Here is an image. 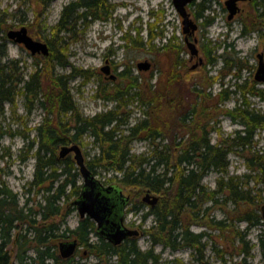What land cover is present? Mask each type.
I'll return each instance as SVG.
<instances>
[{
  "label": "rangeland",
  "instance_id": "rangeland-1",
  "mask_svg": "<svg viewBox=\"0 0 264 264\" xmlns=\"http://www.w3.org/2000/svg\"><path fill=\"white\" fill-rule=\"evenodd\" d=\"M44 1L47 0H0V21L4 31L25 27L30 37L49 44L52 48V52L49 51L46 56L40 53L31 55L22 44L7 39V59L19 61L17 73H27V79L28 73L37 67L44 79L40 82L34 99L29 96L26 100L20 89L15 101L12 104H4L3 112L0 113V184L4 183L17 195L20 206L24 205L27 199V206L34 208L42 201L43 190L28 186L34 178V153L37 147L35 129L46 121L47 116L49 120H53L54 125L59 120L63 124L67 123L65 127L73 125L70 113L58 115V118L47 115L51 107L48 99L51 95H57V91L62 87L66 88L70 94L69 99L83 118L115 110L119 118L128 117L129 125H133L144 120V116L148 117V113L152 112L148 103L151 91L155 90L154 94H157L158 89V94H163L164 91L161 90L167 85V77L174 74L187 91L190 92L194 88L200 91L201 98L196 107L197 121L200 118L205 119L206 116L207 120L210 119L207 138L212 144L234 137L236 131L241 128L226 114L227 110L238 105L239 97L230 95L224 101L220 100L223 95L218 97L222 88L232 89L234 72L223 77L221 88L220 76L224 74L219 70L221 63L217 61L214 65H208L206 54L210 51L213 58L222 53L223 48L227 51L234 49L237 56L247 65L241 72L240 83L245 80L254 81L257 55L264 56V16H259L252 6L255 2L264 6V0L239 4V12L231 21L227 20L225 0H195L189 4L186 10L190 19L197 25L196 32L189 37L190 42H193L194 38L197 39L198 57H194L193 61H190V51L184 41L182 18L172 0H103V6L97 12L100 15L108 12L109 18L106 21L87 17L86 20L82 18L75 23H69L68 16L62 25L66 31L60 33H54L52 30L58 24L64 7L73 0H50L47 4ZM199 3H202L201 6L205 9L197 6ZM201 10L210 20L205 27L202 25L205 20L197 19V13ZM81 12V9L77 11L78 14ZM198 58L202 60V65L191 70ZM145 60L150 62V69L139 71L137 64ZM106 62L113 67V74L117 76L115 81L105 79L106 75L100 71ZM177 62H182L183 66L175 68ZM132 84L134 88L129 89ZM151 84L156 86L150 88ZM255 86L261 89L264 95V84L258 83ZM122 91L126 94L119 96ZM134 93L137 95H133ZM245 101L251 108L264 112V101L259 97L247 95ZM152 123L155 128L159 127L155 120H152ZM169 124L168 142L173 140L176 133L175 128H172L176 127L172 126V120H169ZM142 131L138 139L130 145V152L136 155L146 153L151 146L149 139L141 138L145 134V130ZM64 134L69 139L72 133L64 130ZM158 141H154L155 144ZM31 144H34L33 149ZM73 144L80 148L86 165L92 162V172L103 185L117 183L123 189L124 195L130 198L127 207L130 211L126 210L124 225L140 232L134 240L140 250L149 249L151 243L145 230L151 227L154 218L145 217L149 208V204L143 202L146 190L122 186L118 182L119 173L107 171L97 165L99 149L88 133L78 141H66L64 145L59 146L58 157L62 146ZM254 152L264 153V126L256 132L253 148L230 149L227 156V175L210 169L205 173L202 185L213 190L219 188V180L223 182L227 177H231L235 182H240L245 190H249L253 199L263 203L264 181L255 176L256 172L248 169V160ZM60 159L62 163L57 166V172L62 175L59 178L72 179V175L77 172L76 184L81 185L83 181L74 154L69 153ZM222 192L217 195L218 202L214 203L209 211L208 219L190 227L193 233H206L202 241V255L190 246L172 251L162 245H155L152 249L159 258V264H264V223L253 220L254 212L250 205H234L225 201V194ZM246 212L251 215L248 221L242 220V215ZM211 220H222V229H210L213 227ZM78 221V213L74 211L65 216L64 226L73 229ZM20 230L19 228L15 233L18 234ZM70 239L72 237L64 241ZM95 239L92 237V240ZM9 250H12L11 246ZM14 251L16 252V248ZM72 264H117V261L115 257L110 258L108 255H89L86 248L80 247L73 257Z\"/></svg>",
  "mask_w": 264,
  "mask_h": 264
},
{
  "label": "trees",
  "instance_id": "trees-1",
  "mask_svg": "<svg viewBox=\"0 0 264 264\" xmlns=\"http://www.w3.org/2000/svg\"><path fill=\"white\" fill-rule=\"evenodd\" d=\"M48 1L50 0L44 2ZM201 4L197 6L205 9ZM101 6H103V0L72 1L64 7L60 20L52 31L54 33L66 31L62 25L68 16H70L69 23H75L82 18L86 20L87 17L106 21L109 13L100 15L97 12L100 11ZM79 9L83 12L78 14ZM252 9L258 12L259 16H264V6L259 5L258 2L254 3ZM202 11L199 12L200 14L197 13V19L205 20L202 23L205 27L210 20L203 15ZM47 45L52 52L51 45ZM209 52L206 54L208 65H214L217 61L221 63L219 70L221 73L224 72L220 76L221 88L223 77L234 72L232 76L235 81L232 89L222 88L218 97L223 95L220 100L224 101L233 95L238 96L240 101L233 109L227 110L226 114L241 128L236 131L234 137L223 139L215 144L207 138L210 119L207 120V116L204 115L205 119L200 118L197 121L196 107L201 98L200 91L195 88L190 92L187 91L176 80L177 76L174 74L167 77V85L161 90L166 95L158 94V89L157 94H154L155 90L151 91L148 103L152 112L148 113V117L144 116V120L133 125H129L128 117L119 118L115 110L83 118L69 99L70 94L65 87L60 88L57 95H51L48 99L51 107L47 115L58 118V115L70 113L73 117L71 120L73 125L69 128L65 127L67 123L63 124L61 120L54 125L53 120H49L47 116L46 121L35 129L37 147L34 153V178L28 186L43 190L42 201L37 203L35 208L27 206L28 199L24 205L20 206L17 195L4 183L0 184V264L15 262L18 264H72L73 257L61 259L57 251L58 244L70 237L77 239L78 247L86 248L87 254L96 257L105 255L110 258L115 257L117 264H159V258L152 249L155 245H162L163 248H169L172 251L183 246H190L202 255L204 248L202 241L206 233H193L190 227L208 219L209 211L214 203L218 202L217 195H220L222 191L225 194V201H230L234 205L238 203L241 206L250 205L254 212L253 220L261 222L260 203L249 195V190H245L244 186L239 184L240 182L227 177L223 182L219 180V188L213 190L202 185V179L210 169L218 171L221 175H227L229 166L227 156L230 149L253 148L254 136L264 126V112L251 108L245 101L247 95L259 97L264 101L262 90L255 86L257 83L247 80L240 83L241 72L247 68V65L237 56L234 49L227 51L223 48L222 53L213 58ZM50 57L49 54L48 58ZM5 58L6 61H4ZM18 63L17 60L7 59L6 31L0 21V113L3 112L4 104H12L15 101L20 89L26 100L29 96H33L34 99L40 88V82L44 80L37 67L33 72L28 73L27 79L25 78L27 73L18 74L16 71ZM176 66L182 67L183 63L177 62L175 68ZM153 86L156 85L151 84L150 88ZM132 88H134L133 84L129 89ZM124 94H126L125 91H122L119 96ZM41 106L43 107V104ZM150 119L153 122L155 120L159 127L152 126ZM169 120H172V126L176 125L172 127L175 128L176 133L170 142L167 139ZM60 124L63 125L60 126ZM63 129L71 131L69 139L64 136ZM143 129L145 134L141 138L149 139L151 146L148 153L136 155L130 152V145L138 139ZM85 133L92 137L99 149L97 165H101L107 171L119 173L118 182L126 188L144 189L158 195V202L154 207H149L145 213V217L154 218V223L145 230L151 243L149 249L140 250L134 241L135 238L126 239L120 245L113 246L97 234L95 223L87 217L80 219L73 229L64 226L65 216L75 211L71 202L79 195L81 185L76 184L77 172L72 175V179L59 178L62 174L57 172V166L62 163V159L58 157L57 149L66 141H78ZM157 139L159 141L155 144L154 141ZM165 141H167L166 144ZM30 147L33 149L34 144ZM248 165V169L256 172L255 176L264 181V153L254 152L248 160ZM87 166L93 171L92 162ZM222 184L223 188H221ZM116 185L120 186L117 183ZM242 216V220L245 221L251 218L248 212ZM211 224L213 227L210 229L220 230L223 221L211 220ZM19 228L21 230L16 234ZM92 237L96 239L92 240ZM262 243L264 245V240ZM15 245L16 253L12 256L8 248Z\"/></svg>",
  "mask_w": 264,
  "mask_h": 264
},
{
  "label": "water",
  "instance_id": "water-1",
  "mask_svg": "<svg viewBox=\"0 0 264 264\" xmlns=\"http://www.w3.org/2000/svg\"><path fill=\"white\" fill-rule=\"evenodd\" d=\"M195 0H172L173 5L182 18V33L185 35L184 40L190 51L191 59L198 57V49L196 47L197 39L193 42L188 40V36L197 30V25L194 23L186 10V7ZM250 0H225L224 5L228 11L227 19L230 21L239 12L238 3L247 2ZM8 40L22 44L31 55L41 54L48 55L49 49L46 43L34 40L29 36L25 27L18 30H9L6 32ZM258 63L254 72L253 79L256 83L264 84V56L257 55ZM202 63L198 61L193 68ZM149 61H142L137 64L139 71H147L150 69ZM100 71L106 75L108 80L115 81L117 76L110 73L108 62L105 63ZM69 153L74 154V160L79 173L82 178L80 193L76 199L73 200L72 205L80 218L88 217L96 225L97 234L108 241L113 246L120 245L128 238L138 236V230L130 229L124 225L125 209L129 202V197L124 195L123 190L116 184L105 186L103 185L88 168L84 162V158L80 148L73 144L70 146H62L59 152V157H65ZM158 195H152L149 191L146 192L143 202L154 206L158 202ZM261 219L264 222V204L260 207ZM78 248L77 240H70L60 242L58 245V255L62 259H69L72 257Z\"/></svg>",
  "mask_w": 264,
  "mask_h": 264
},
{
  "label": "flooded vegetation",
  "instance_id": "flooded-vegetation-1",
  "mask_svg": "<svg viewBox=\"0 0 264 264\" xmlns=\"http://www.w3.org/2000/svg\"><path fill=\"white\" fill-rule=\"evenodd\" d=\"M73 1H74V0H73ZM204 1H212V0H204ZM250 1H251V0H250ZM250 1H247V2H250ZM241 3H245V2H240V3H238V6H239V4H241ZM224 8H225V5H224ZM225 10H226V8H225ZM226 11H227V10H226ZM227 13H228V11H227ZM237 14H238V13H237ZM237 14H236V15H237ZM236 15H235V16H236ZM235 16H234V17H235ZM227 17H228V16H227ZM234 17H233V18H234ZM227 20H228V19H227ZM228 21H229V20H228ZM230 21H231V20H230ZM195 32H196V31H195ZM195 32H194V33H195ZM194 33H193V34H194ZM193 34H191V35L188 36V40H189V37L192 36ZM184 37H185V35H184ZM184 41H185V40H184ZM185 43H186V42H185ZM190 56H191V55H190ZM190 61H193V59L190 58ZM195 64H196V63H195ZM195 64H193V65L191 66V68H190L191 70H194V69H196L198 66H201V65H202V63H201V64H199L197 67L193 68ZM108 66H109V68H110V73L113 74V71H114V70H113L112 65H111L110 63H108ZM150 66H151V65H150ZM142 72H145V71H142ZM114 75H115V74H114ZM104 78L107 79L106 76H105ZM146 192H147V191H146ZM151 194H152V193H151ZM77 197H78V196H77ZM77 197H76V198H77ZM76 198H75V199H76ZM72 202H73V201H72ZM72 202H71V205H72ZM129 202H130V198H129ZM129 202H128V205H129ZM257 202H258V201H257ZM259 203H260V202H259ZM263 204H264V202H263V203H260V205H259V215H260V218H261V210H260V207H261ZM128 205H127V207H128ZM72 206H73V205H72ZM73 207H74V206H73ZM127 207H126V209H125V214H126ZM149 207H154V206H150V205H149ZM74 208H75V207H74ZM75 211H76V208H75ZM78 216H79V215H78ZM124 216H125V215H124ZM84 218H86V217H84ZM87 218H88V217H87ZM80 219H83V218H80V217H79V220H80ZM261 223H264V222L262 221V219H261ZM138 232H139V231H138ZM139 235H140V232L138 233V236H139ZM134 238H136V237H134ZM128 239H129V238H128ZM70 240H77V239L72 238V239H70ZM70 240H68V241H70ZM62 242H64V241H62ZM77 242H78V241H77ZM123 242H124V241H123ZM58 245H59V244H58ZM14 248H16V245L12 247V250H11V254H12V256H14V254L16 253V252L14 251ZM78 249H79V247L76 249V251H77ZM57 251H58V248H57ZM76 251H75V253H76ZM75 253H74V255H75ZM74 255H73L72 257H74ZM70 258H71V257H70ZM61 259H62V258H61Z\"/></svg>",
  "mask_w": 264,
  "mask_h": 264
},
{
  "label": "bare ground",
  "instance_id": "bare-ground-1",
  "mask_svg": "<svg viewBox=\"0 0 264 264\" xmlns=\"http://www.w3.org/2000/svg\"><path fill=\"white\" fill-rule=\"evenodd\" d=\"M90 13V12H89ZM108 14V13H107ZM106 17V16H105ZM122 96V95H121Z\"/></svg>",
  "mask_w": 264,
  "mask_h": 264
}]
</instances>
